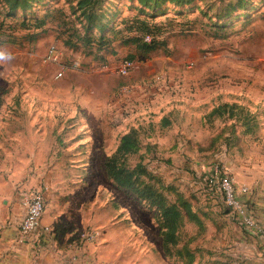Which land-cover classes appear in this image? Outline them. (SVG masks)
Masks as SVG:
<instances>
[{
    "label": "rangeland",
    "instance_id": "374dc122",
    "mask_svg": "<svg viewBox=\"0 0 264 264\" xmlns=\"http://www.w3.org/2000/svg\"><path fill=\"white\" fill-rule=\"evenodd\" d=\"M51 1L11 18L0 0V187L39 189L42 217L54 219L61 248L95 231L79 264H237L239 232L207 185L211 166L223 164L225 140L217 135L229 122L211 119L208 129L203 118L221 103L239 104L258 123L259 138L243 136L247 154L264 146V0H192L186 8L144 0L163 2L152 18L139 15V0H106L105 46L85 44L66 0ZM237 4L244 10L222 19ZM132 19L151 31L147 55L127 42L145 33L128 31ZM50 46L62 66L79 59V69L56 79L58 66L43 61ZM123 59L135 65L128 76L106 70ZM131 130L138 150L121 164L176 210L172 245L163 243L158 210L105 174L103 164ZM8 198L0 195V217Z\"/></svg>",
    "mask_w": 264,
    "mask_h": 264
},
{
    "label": "trees",
    "instance_id": "16d2710c",
    "mask_svg": "<svg viewBox=\"0 0 264 264\" xmlns=\"http://www.w3.org/2000/svg\"><path fill=\"white\" fill-rule=\"evenodd\" d=\"M132 1L133 0H127L126 4H130ZM166 1L167 3L174 4L176 7L179 6L184 8L192 4V0ZM51 2V0H4V5L7 11L5 15L6 17L16 18L17 14L21 13L27 17V15L31 13L32 9L36 6H49ZM105 2L106 0H66V5L69 7L70 14L73 17H76L77 21L79 20L78 25L80 24V28L83 32V40H85V44L91 45L93 41H97L100 46H105L109 43L107 40L108 38L105 35V26H107V24L104 22L107 19L105 12L109 11V9H103V4ZM240 2L241 1H238V3ZM138 3L143 5L140 9H138L140 11L139 15H142L145 18H152L154 15H159L158 10L160 9V6L163 5L162 1L156 2L154 5H149L144 0H139ZM244 7L245 5L241 6V4H237V8L231 7L227 14H224L222 19L231 17L234 12L243 11ZM51 13H46L39 22V19H35L34 21H36V23L34 28L39 29L42 27L46 23L45 19L48 18ZM28 22L29 21L27 19H24V21L21 22L22 28L28 29ZM130 26L131 27H128V31L137 33L135 31L142 30L145 32L143 37L147 35L151 37V31L148 29V24H143L137 19H132ZM94 33L99 34L96 35ZM127 42L134 45L136 50L143 55H147L154 49L151 45L152 41L150 44H145L143 41L140 42V40L136 37H132L131 39H128ZM215 118L228 122L234 121V124L229 127L227 126L223 130H220L217 135V137H223L224 134L229 133V138H224L227 145H229L230 142L235 146L239 144L240 138L236 133V127L242 129L243 136L254 134L257 130L255 116L251 115L246 109L237 104H224L213 109L207 115V119L211 120ZM137 139L138 134L136 130H131L127 134L123 135L120 139L117 151L105 161L103 168L105 170L106 176L111 179L119 188L129 191L139 200L146 202L148 205L155 207L158 210L159 218L166 227L163 236V243L164 245H172L175 242L174 234L178 217L176 210H174L173 207L165 206L163 203V197L159 192H157L149 184L140 182L137 177L134 176V173L126 170L121 164V160L125 159L128 155L135 153L138 150ZM52 234L54 236L53 241L55 242L56 246L61 248L59 245V236L54 232H52ZM76 241H74V243Z\"/></svg>",
    "mask_w": 264,
    "mask_h": 264
},
{
    "label": "crops",
    "instance_id": "0c3cea01",
    "mask_svg": "<svg viewBox=\"0 0 264 264\" xmlns=\"http://www.w3.org/2000/svg\"><path fill=\"white\" fill-rule=\"evenodd\" d=\"M133 35H136V33H134ZM76 60L80 62L79 59ZM119 62L110 65L109 69L107 68L106 70L118 76L115 72V69ZM224 104L231 105L236 103H221L213 107L203 118V123L208 129L209 126H207L206 124V121H208L207 115L213 109ZM243 108L246 109L245 107ZM249 113L251 115H254L251 112ZM215 119L218 120L217 118ZM232 124H234V121H229V126H231ZM222 128L223 127H220V129ZM217 129L218 128H216L215 130ZM215 130L211 135L216 134ZM235 130L240 138V142L238 145L241 147V150H235L234 147L238 145H232L231 142L229 145L225 143L223 147H221L222 154L220 155V159H222L223 164L220 165L227 171V173L234 180L238 187H245L248 190L247 194L241 196L242 200L245 202L249 212L259 223L261 228V231L259 233H252L243 230L235 225V228L239 232L236 237L237 264H264V146H254L253 149L255 148V151H257L254 154L255 156L248 155V152L246 151L247 147L246 145L243 146V141L244 139H247L249 137L259 138L258 125L255 133L251 135H245L244 139L242 135V129L236 127ZM229 136V133H226L223 137L229 138ZM260 151L261 153H259ZM231 154H237L235 160L232 163H230L226 159V157ZM8 189L9 191H6L7 189L5 186L0 187V195H5L7 193V195L9 196V201H6V203H8L7 208L3 211V216L0 217V251H4L2 253L7 254L5 263L31 264L32 259L36 261L37 264H59V262L61 261V256L59 257L57 253H54L52 251L53 243L33 247L30 244L24 245L16 242V228L24 213L22 201L24 196L30 189H22L19 185H14V188L10 186ZM3 203L5 204V202ZM53 223L54 219L50 217H42L41 219V226L50 228L51 226H55V224ZM69 245L70 244L66 245L65 248H60L61 252H63L65 255L73 253L70 252ZM85 252L86 250L84 249L81 253H77L78 262L85 258Z\"/></svg>",
    "mask_w": 264,
    "mask_h": 264
},
{
    "label": "built area",
    "instance_id": "2783aa9c",
    "mask_svg": "<svg viewBox=\"0 0 264 264\" xmlns=\"http://www.w3.org/2000/svg\"><path fill=\"white\" fill-rule=\"evenodd\" d=\"M145 44L151 43L150 36H144ZM3 58V51L0 49V59ZM62 56L55 46H50L47 50L43 61L58 66L55 74L56 79H61L66 70H77L80 62L74 60L68 66H62ZM135 65L131 60L124 59L119 62L115 72L120 77H126L134 69ZM207 178V185L212 187L221 196L223 207L231 221L239 228L259 233L261 231L259 223L249 212L245 202L242 200L243 195L248 190L245 187H238L227 171L218 163L211 166ZM24 213L16 228V242L24 245H32L33 247L42 246L43 244H52L53 252L57 253L61 258L59 264H76L78 262V254L88 246H92L98 239V234L93 230H87L77 236V241L69 245V255L61 252L53 241V234L49 227L41 226V219L45 210V199L39 189L32 188L24 196L22 201Z\"/></svg>",
    "mask_w": 264,
    "mask_h": 264
},
{
    "label": "water",
    "instance_id": "95a60500",
    "mask_svg": "<svg viewBox=\"0 0 264 264\" xmlns=\"http://www.w3.org/2000/svg\"><path fill=\"white\" fill-rule=\"evenodd\" d=\"M226 213L228 212V210L225 211Z\"/></svg>",
    "mask_w": 264,
    "mask_h": 264
}]
</instances>
